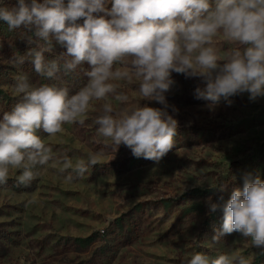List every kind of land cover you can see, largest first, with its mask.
Listing matches in <instances>:
<instances>
[{
    "label": "clouds",
    "instance_id": "clouds-1",
    "mask_svg": "<svg viewBox=\"0 0 264 264\" xmlns=\"http://www.w3.org/2000/svg\"><path fill=\"white\" fill-rule=\"evenodd\" d=\"M0 20L9 30L23 26L31 33L27 52L15 54L9 63L18 68L29 60L40 77L52 81L34 86L27 74L16 77L12 94L19 100L0 120V184L7 183L12 170H20L17 184L29 186L40 175L38 169L54 159L38 130L54 138L65 132L66 124L83 125L97 101H103L93 121L98 134L115 146L123 143L135 158L158 164L178 134V121L169 114L165 98L175 84L173 72L199 78L202 86L195 95L208 101L210 109L221 98L230 105L229 97L238 94L247 93L253 102L264 97V0H17L12 7L0 0ZM221 37L231 45L227 51H221ZM54 45L66 51L55 54ZM61 73H83L87 83L69 95V82ZM130 85H135L131 91ZM142 100L163 107L141 105ZM59 162L71 181L72 173L84 176L99 159L89 152L86 160L73 163L65 155ZM208 203L216 211L210 197ZM233 232L264 255V180L258 174L246 175L243 187L232 189L212 241ZM186 264L253 260L196 252Z\"/></svg>",
    "mask_w": 264,
    "mask_h": 264
},
{
    "label": "rangeland",
    "instance_id": "rangeland-1",
    "mask_svg": "<svg viewBox=\"0 0 264 264\" xmlns=\"http://www.w3.org/2000/svg\"><path fill=\"white\" fill-rule=\"evenodd\" d=\"M5 3L12 7L17 0ZM28 35L23 26L9 30L0 20V120L19 100L12 94L18 75L27 74L34 86L52 82L40 77L29 60L18 68L9 63L27 52ZM219 46L222 52L231 47L222 37ZM54 48L55 54L66 51ZM61 76L69 82V95L87 83L83 73ZM172 79L165 98L178 134L158 164L135 158L123 143L115 146L98 134L93 121L103 101L93 103L83 125L66 124L63 134L49 138L38 130L54 159L38 169L29 186L17 184L20 170H12L7 183L0 184V264H186L196 252L210 258L241 254L264 264L260 249L239 233L212 241L232 189L242 188L249 174L264 180V97L253 102L247 93L238 94L229 97L230 105L221 98L210 109L195 95L202 86L199 78L173 72ZM145 103L163 107L140 101ZM89 152L98 154L99 163L82 177L72 173L68 181L59 161L65 155L73 163L86 160ZM209 197L218 205L214 212Z\"/></svg>",
    "mask_w": 264,
    "mask_h": 264
}]
</instances>
